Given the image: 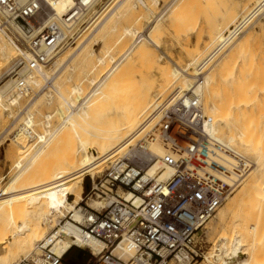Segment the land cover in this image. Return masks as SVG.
I'll use <instances>...</instances> for the list:
<instances>
[{
	"label": "bare ground",
	"instance_id": "6f19581e",
	"mask_svg": "<svg viewBox=\"0 0 264 264\" xmlns=\"http://www.w3.org/2000/svg\"><path fill=\"white\" fill-rule=\"evenodd\" d=\"M13 1H15V3L19 6H25V5L29 6L31 4L37 6L40 9V11H38L37 16H34L35 20L39 22H48L53 19L58 20L60 23L61 30L66 33L70 29H68V27L63 22L64 19L63 17L70 14L73 10L76 9L79 0H13ZM83 1L87 4L88 2H90V0H83ZM128 1L129 0H108L107 2H105V0H92L86 10H82V12H79V14L81 15L80 19H82V17L86 15V17H88V20L86 21L87 22L86 27L79 31L78 39L73 44L79 43V41L87 35L86 33L93 27V25H95L93 31L97 29L96 31H94V33L95 32L97 33L100 30L105 31L102 38H104L106 35L111 36L112 33L115 34V31H117L116 25L107 26V24L110 21V18H112V16L118 15L117 13L124 5H126ZM223 1H225L229 5V7L236 6L234 0H223ZM150 2H152L153 5H158L159 1L150 0ZM178 2L179 0H172L169 3V5L167 7H164L161 13H159L158 15L156 14L157 16L154 18V20H152L148 25L146 24V27H144L141 31L140 29L138 30L134 27L125 28L124 35H128L133 38L132 45L129 48H127L125 52H123L118 56L114 55L112 52H108L105 55L106 60L110 62V67L101 77L90 80V86L93 85L94 87L90 89L89 86L88 90H85L82 85L72 86L74 88L73 89L71 88L73 91L72 92L70 91L72 93L70 98H68V96H66L67 98L64 97L63 95L66 94L62 95L60 93V91L62 90L59 91L56 89L57 91H59L58 96H60V98L62 99L63 105L55 109L54 111L45 114L40 119L35 118L36 117L35 113H33L32 110L30 109L27 110L23 115H21V118H18L17 109L16 110L13 109V106L16 107V105L19 104L20 100L23 97L25 98V96L27 97L31 96L35 91L34 89H36V87L37 88L40 87L43 81L45 82V84H43L40 88H38V90L40 89L39 91L41 92L43 89L44 90L48 89L46 93H43V96H46V98L49 100L50 103L52 102V99L54 97L52 93L55 94L56 92L54 91L51 92L52 89L49 88L50 85H53L55 87L57 81L56 79L58 78V76L60 77V75L57 76V74L60 71L63 59H65L63 58L64 55L61 54L60 52L65 48L64 46L63 48L61 47V45H63L62 43L60 44L57 43L56 44L57 48H54V46L50 47L46 43H43L42 46L39 48H35L34 44L28 40L29 45L35 48V52L46 53L48 55V58L45 59V62L40 63L38 60L35 59V56L32 53V51H30L29 49H22V47L19 44H18L19 46H17L16 44L13 43L12 38L9 36V34L5 32V28H3V23L0 16V21H1L0 24L2 25L1 27L3 28V29L0 28V71L2 68L6 67L9 62L13 61L19 55L18 58L15 59L13 66L8 70V72L6 74H4L5 73L4 72L3 73L4 75L2 74L3 76L0 74L1 75L0 76V124L4 122L3 114L4 113L6 114V111L10 112L6 114L8 115V117L16 120L19 119L16 123L15 132L13 133V142L15 144L14 151L18 155V158L15 162V168L17 169V172L10 179L7 185H5L2 188L0 187V234L5 233L4 237H2V235L0 236L1 237L0 264H14L16 263L14 261L17 258L21 257V255L23 256L25 255V257H28V255H30L35 251V248L40 242H42L49 235L52 234L57 235V234L67 233L72 238H74L72 240L64 241L62 244H59L54 248V251L58 256L63 257L64 254H66V252L72 246V244L78 245L79 247H89L96 254L102 252V250H104V244L101 241L90 236L87 238H82L81 236L80 233L81 231L77 224L82 223L83 221V213L81 210V206H78V204H80L82 200L83 186L80 182L75 183L74 180L75 178H78L80 174L91 175L92 177H94L97 173L100 175V172H102L106 167V164L108 162V156L111 157L112 163H114L115 162L114 159L117 156L121 157L126 153H127L126 155L129 156V158H140L149 162L145 170L146 171L145 175L143 176L142 180L148 181L151 178H157V177H159L160 180H169V178H171L173 174V171L170 168L164 166L160 162V158L167 153L163 145L159 144L158 142H149L145 144L143 143V145L140 146L139 143L144 135V126L146 125V121L151 115L152 111L160 103L165 101L174 91L178 93L179 97H183L186 95L199 96L205 114H208L211 118V126H210L211 135L218 142L236 151L237 153L240 154V156L246 159L244 164L238 166L237 163L233 161V159L230 156H228V158H224L227 161L226 164L228 165V168L230 169V172L225 177L228 184H231L232 186H236L238 184L237 188H239V186L241 185H244V183H246V186L243 187L242 191L239 192L238 196L234 198L232 201H230V203L225 207V210L221 215L220 221L224 222L225 217L229 213H231L234 210V208H237L242 204L246 205V203L247 205H249L250 200L251 201L257 200V202L259 203L264 202V143H263L264 135L261 138L260 135L259 136L254 135L252 132L251 134L250 131L245 129L244 127L242 128L239 127L238 126L240 125L238 124L239 119L238 116L235 115L236 113H239L237 108L240 106H243L244 109L252 107L253 102L251 100H246L244 98H246V95L248 96V94H251L254 90L251 91L252 87H250L249 90L251 92L245 90L246 93L245 94L243 88L239 86L238 88L240 87L241 88L239 89L240 92H237V94L241 92L244 93L245 96L244 94L242 93L241 94L244 97L243 99L245 101L241 100L243 103H241V101L239 104L236 103L239 102L240 99L238 98L239 100L235 102L234 100L235 97H232V95H230L231 94L230 91L235 89L234 86L236 85L235 83L236 79H234L233 77V80L232 78L228 79L230 82H227L228 81L227 80L225 83L221 84L222 83L221 79L225 77L224 76L225 73H223L225 72L223 71L224 68L222 67L223 70L221 71L220 69H218L220 65L218 66L215 64L210 66L211 65L210 63L214 62L216 58L219 57L225 45L226 44L229 45V42H232L231 39L234 33H231L227 37L225 36L226 33L220 34L217 38L215 37V39H217L218 42L213 38L212 39L213 46L211 48V51L208 54L206 53L207 56L205 58H203L205 54L204 55L201 54L202 58H200L201 57L199 55L200 51L196 50L198 56L194 55L193 58L190 57L192 59V62H190L189 66H183L177 64L176 67L174 65L170 66V64H168L167 68L159 67L162 63V59L164 58L163 55H153L151 57H149L148 55L149 54L148 49L152 47L154 44V41L151 38L152 32L156 27H158L163 22V19H165V15H167L171 11V9L178 4ZM137 3L138 4L140 3L147 10V12L150 13V8L147 6L148 4L144 0H137ZM252 4L255 5L254 8L250 11L248 15H246L248 13L247 12L241 17V19L243 18L241 23L237 21L238 19L237 16H239L237 12L233 10L228 11V14L226 15L229 17V19L225 25L226 32H231L230 31L231 26H235L238 23H240L241 25L245 24L248 21V19H250L252 16H254L257 13H259V16L256 22L253 23L252 25L256 24L258 20L260 21L259 19L260 16L264 15V0H248L246 6L248 7L251 6ZM99 6H101L100 9H98ZM237 6L236 8L238 9ZM110 7L113 8L110 9ZM134 8H136V6ZM218 9L219 8H217V10ZM52 11H55V13H52ZM177 11H182V10H177ZM193 14L195 15L196 13ZM123 16L125 17V14ZM196 16L195 18H197ZM118 17H120V14L118 15ZM98 20L99 22L97 23ZM140 26L141 25L139 23V27ZM16 29L20 33H22L21 27ZM70 44L72 43H67L65 44V46L68 45L69 47ZM87 46L85 47V49L87 48ZM137 47H139L140 53L144 59V63L152 65L153 68L157 67L159 71L158 76L157 77L155 76L153 79L154 81L153 87L151 88L150 86L151 84L148 85L150 86L149 90L151 91L149 92V94L144 95V97L142 98L141 96L138 97V99L139 98L141 99L136 100L137 103L134 100L133 103L135 104L133 105L129 104L128 102L127 104L129 105L128 106L125 105L126 107H123L121 109L118 117L116 115H115L116 117L113 119L110 117L112 120L110 123L107 122L110 126H108L107 129L105 128L106 130H102L101 132H98L96 128L100 129L101 126L97 123L100 127L94 126L96 129L95 130L96 134L95 133L89 134L88 132L90 129H92L91 127H93V124L95 122H100L102 118H104L103 115L106 112V109H108L109 106H112L116 102L120 101V100H116V98L120 96V93H123L122 82L127 81L129 85L130 83L129 81H132L130 77L134 75V73H136L135 72L136 70L134 68L135 66L133 67L132 65L128 67L125 71H121L119 73V76H117L116 78H113L114 77L113 75L118 71V68L121 66V64L131 55L132 51L135 50V48ZM82 49H80V51L76 53L78 55L77 57L79 58L78 66H82L85 63L86 65H89L88 61L90 62L91 59L95 57V53L94 51H92V48L91 51L89 50L85 52L84 50L82 51ZM193 51H195V49ZM234 53H230V54H234ZM75 56L73 57L76 58ZM99 58L100 59L98 63L100 65L103 64L105 65L106 61L104 59H101V57ZM234 58L236 59L235 56ZM229 60L227 62L229 65L226 66H224L226 60H224L223 66L225 68L230 67V64L234 62V61L229 62ZM169 61L171 62V60ZM52 64L53 66H51ZM49 66L52 68L50 69ZM214 67L217 68L218 70L214 69ZM47 68H49V70H47ZM71 68L73 70H76L75 66H72ZM83 68L85 70V67ZM230 69H232V67H230ZM150 71L152 70L150 69ZM67 79L68 81H71L74 78H71L69 75V78ZM231 80L234 82L235 85L234 86L230 85V87L232 88L233 86L234 89L233 88L231 89L226 85L225 88L226 90H225L224 87L222 86V88L224 89L222 91L224 92L227 91L225 93V97L226 95L227 97L225 101V97L223 96L224 101L222 98V101L220 102L219 100H221L220 97L222 92V91L220 92L221 85H225L228 83L232 84ZM107 82H110L108 83V89H107L108 91L107 92L104 91L105 93L102 94V87ZM148 82L150 83V80ZM70 83H73V81H71ZM58 89H60V87ZM227 89L230 91H228ZM246 89H248V87ZM139 91L140 90H138V92ZM26 92L27 95H24ZM146 93H148V91H146ZM38 94L39 93H37L36 96ZM154 94L155 95L157 94L159 96L157 100L154 98L155 96L152 97ZM233 95L235 96V92ZM230 96L233 99L230 98ZM233 100L235 103L233 102ZM240 109L241 108H239V110ZM57 119L60 121V124H57V126L55 127L53 124ZM28 126L33 129L34 133L37 136L30 135ZM84 132H87V134L84 135ZM260 139L263 140L260 141ZM131 146L133 147L131 148ZM232 146L239 147L238 148L239 151L234 149ZM244 155L250 157L251 159H254V164ZM228 163H232L235 166H232ZM253 165L255 166V168ZM104 174L101 177H98L97 179L94 178L91 179L95 181L100 180L101 178H103ZM237 188L234 190V192L237 190ZM120 194L127 200H129L132 197L131 192H127L124 194L120 193ZM26 196L27 198L23 199ZM70 197H75L74 202L71 203ZM229 199L230 196H228L225 202H227V200ZM91 200L93 201L90 204V206L89 205L88 206L92 209L99 210L111 204L110 198L95 199V200L91 199ZM23 201L26 203H24ZM30 201H31V205H30ZM16 202L20 204L22 203L21 204L22 206H20ZM27 203L30 206H28ZM17 205H19V207L22 209L24 208V205H25L24 209L26 208L30 209L28 207L33 206L32 208L33 209L36 208L37 213H35V211L33 212L32 210V212L34 213L33 214L34 217L31 218L25 215V217L27 216L31 220L29 221V219L27 220V217L26 218L23 217L24 210L22 214L20 213L21 215L18 213L19 207ZM262 205L264 206L263 203ZM251 206H253L252 203L250 204V208ZM256 206L258 208L260 204ZM42 208L46 210L44 211L42 210ZM22 209H20V212ZM254 209H252L253 215L256 214L258 210H259L258 212H263L260 211L262 209L261 207L260 209L258 208L257 210ZM66 212L68 213V215H71V217H69V220L63 223V226L61 223V227L54 229V231L51 232L49 235L46 234L45 229L42 227L41 220H45V223L50 222L51 218L49 215L55 214L56 216L57 215L64 216ZM30 214L31 211L29 212L28 215ZM53 218L55 219V217ZM53 220L51 222H54ZM250 220H252V218ZM247 224H249V222H247ZM252 225L250 227L248 226L249 231L250 230L252 231L254 227L255 229H257L256 225L253 226V228ZM222 242L223 244L228 242V238L226 236H223ZM242 242H243L242 239H237L236 244L232 249V254L234 258L237 260H235L232 257V259L230 258V260L232 261L230 262L226 261V263L223 264H235V262L237 263L238 261L239 263L237 264H251L252 261L254 262L256 261L257 249L255 250L254 248L253 249L255 250V252L252 251L248 253V257L244 259L246 253L241 252ZM34 245L36 246L34 250L31 252L32 247ZM119 248H124V245L122 244ZM222 255H223L222 250H220V254L218 255L217 261L222 260ZM233 259L235 261H233ZM189 260H190V256L185 252L180 256V263H176V262L173 263L188 264Z\"/></svg>",
	"mask_w": 264,
	"mask_h": 264
},
{
	"label": "built area",
	"instance_id": "2783aa9c",
	"mask_svg": "<svg viewBox=\"0 0 264 264\" xmlns=\"http://www.w3.org/2000/svg\"><path fill=\"white\" fill-rule=\"evenodd\" d=\"M90 2L79 0L76 9L63 17L70 29L66 33L58 20H35L40 9L33 4L19 6L13 0H0V16L5 31L16 43L32 51L41 63L48 55L35 52V48L43 43L57 48V43L63 47L75 42L88 20L86 15L80 19L79 12L86 10ZM19 27L22 33L16 29ZM210 126L211 120L199 96L179 97L176 91L172 92L152 111L139 143L140 146L149 142L163 145L167 153L160 162L173 171L171 178L144 181L149 162L129 158L127 153L117 156L103 178L88 184L90 199L110 198L111 204L99 210L88 204L81 205L83 221L77 224L82 238L90 236L101 241L104 250L96 254L89 247L72 244L61 257L54 248L74 238L67 233L52 234L17 264H64L73 249L89 252L91 258L87 264H172L180 263V256L185 252L190 256L188 264L217 261L220 252L216 247L212 257L208 255L211 252L203 250V234L238 187L225 179L230 169L224 158L230 156L238 166L246 159L218 142L211 135ZM28 130L30 135L37 136L31 127ZM127 192L132 193L129 200L120 194ZM65 220L61 219L54 229L61 227ZM122 244L124 248H119Z\"/></svg>",
	"mask_w": 264,
	"mask_h": 264
},
{
	"label": "rangeland",
	"instance_id": "374dc122",
	"mask_svg": "<svg viewBox=\"0 0 264 264\" xmlns=\"http://www.w3.org/2000/svg\"><path fill=\"white\" fill-rule=\"evenodd\" d=\"M107 1L108 0H105V2H107ZM144 1L148 4L147 6L150 8V13L147 12V10L140 3L138 4L137 0H129L126 3V5H124L121 8L122 10L120 9V11L117 13L118 15L120 14V17H118V15H114V16H112V18H110V21L108 22L107 26L116 25L117 31H115V34L112 33L111 36L106 35L104 38H102L105 31L100 30L102 33L100 31H99L100 33L99 32L94 33V31H96L97 29H95L93 31V29L95 27V25H93V27L89 30L90 32L88 31L86 33L87 35L85 34L86 36L83 37L79 41V43L73 44L74 43L73 42L72 44H70L69 47H68L69 44L67 46H64L65 49H63L60 53L64 55L63 58H65V59H63L62 66L60 68L59 73L57 74V76L60 75V77L58 76V78L56 79L58 82L56 81L55 87L53 85H50V88H49V89H52L51 92L52 91L56 92L55 94L52 93L54 95L52 102L50 103L49 100L46 98V96H43V93H46V91H48V89L47 90L43 89L41 92L39 91L40 89L38 90V88H40L43 84H45V82L43 81L42 85L40 87H38V88L36 87V89H34L35 91L33 92V94L31 96H28V97L25 96V98L23 97L20 100L19 104L16 105V107L13 106V109H15V110L17 109L18 118H21V115H23L27 110L30 109V110H32L33 113H35V115H36L35 118L40 119L45 114L52 112L55 109L59 108L60 106L63 105L62 99L60 98V96H58L60 90H62V91H60V93L62 95L66 94L63 96L64 97L68 96V98L71 97V94H72L71 92L73 91L72 89L74 88L72 86L82 85L85 90H88V88L90 86V80L101 77L110 67V62L108 60H106L105 55L108 52H112L114 55L118 56V55L122 54L123 52H125L126 49L132 45L133 38L131 36L124 35L125 34L124 29L127 27L128 28L134 27L138 30L140 29V31H141L144 27H146V24L148 25L152 20H154V18L159 13H161L163 11L164 7H167L172 0H158L159 1L158 5H153L152 2H150V0H144ZM234 1L236 3V6L238 5L237 6L238 9L236 8V6L229 7V5L223 0H212V1L211 0H179L178 4L176 6H174V8H172L171 11L167 15H165V19H163V22L158 27H156L154 29V31L152 32L151 38L153 39L154 44L152 47L149 48L150 50L148 49V51H149L148 55H149V57H151L153 55H163V57L165 59L164 58L162 59V63L159 67L167 68L168 64H170V66L174 65L176 67H177V64L183 65V66H189L190 62H192L191 58H193L194 55L198 56V54L196 53V50L200 51V53H199L200 56H201V54L202 55L205 54L203 57V58H205L207 56V54L211 51V48L213 46V44H212L213 38L214 39H215V37L217 38L222 33L223 34L226 33V35H225L226 37L229 36L231 33H234L232 36V39H231L232 42H229V45L228 44L225 45V47L221 51L219 57L216 58L217 61L215 60L214 62L210 63L211 64L210 66L215 65V64L218 66L220 65L219 66L220 68L218 66L217 67L221 71L223 70L222 67L224 68L223 71H225V72H223V73H225L227 75V78H226V75L224 74L225 77H223L221 79V82H222L221 84L225 83L230 78H232V80H233V77H234V79H236L235 83L237 86L231 80L232 84L228 83L225 85H221L220 92L226 88V85H227V87H230V85H233V86L235 85L236 86V87L234 86L235 89L233 88V86H232V88L236 91L231 90L232 89L231 87H230L231 89L229 88L231 91L228 89L227 90L231 92L230 95H232V97H235L234 98L235 102L240 99L239 102H236V103L239 104L240 101L241 100L243 101L244 99L251 100L253 102L252 107H249V108L245 107L246 109H244L243 106L238 107L237 109H238L239 113H236L235 115L238 116V119H239L238 124H240V125H238L239 127H241V128L244 127L245 129L249 130L250 133L252 132L254 135H257V136L260 135V137L262 138L264 135V15L260 16V18H259L260 21L258 20V22L254 25H252V24L256 22V20L259 16V13L255 14L250 19H248V21L245 24L241 25L240 23L243 20V18L241 19V17L244 14H246L247 12L248 13L246 15H248L250 13V11L254 8L255 5L252 4L251 6L247 7L246 5H247L248 0H234ZM220 3H222V4H220ZM225 3H226V5H225ZM212 5H214V6H212ZM132 6H133V8H132ZM135 6H136V8H134ZM223 6H225V7H223ZM100 7L101 6H99L98 9H100ZM113 7H110V9H112ZM127 7L128 8L130 7V8L128 9ZM244 7L246 10L244 9ZM178 8H180V9H178ZM217 8H219V9L217 10ZM242 8H243V10H242ZM132 10H133V12H132ZM177 10H182V11H177ZM229 10H233V11L238 13L239 16H237V18H238L237 21H239L240 23H238L235 26H231V28H230L231 32H226V30H225L226 26L225 25L229 19V17L226 14H228ZM192 12L196 13V14L194 15ZM143 13H145V14H143ZM124 14H125V17L123 16ZM141 14H143L144 17ZM148 15H150V16H148ZM195 16L197 18H195ZM140 18H141V20H140ZM145 19H147V20H145ZM136 20H138V21H136ZM190 20H192V21H190ZM98 22H99V20L97 21V23ZM138 22L141 25L140 27H139ZM213 22H215V23H213ZM0 23H1V21H0ZM211 24H214V25H211ZM1 26L2 25L0 24V28L3 29ZM85 27H86V25L82 29H84ZM180 29H181V31H180ZM158 31L161 33V35ZM104 39H106V40H104ZM197 39H198V41H197ZM215 40H217V39H215ZM12 41L17 46L20 45V44L18 45V43H16L13 40V38H12ZM217 42H218V40H217ZM233 43H234V45H233ZM240 43H242V44H240ZM214 45H215V43H214ZM86 46H87V48L85 49ZM82 47H83V49H82ZM89 47H91L92 51H94L95 57H93L90 62L88 61L89 65H86V63H85L82 66H78V59L79 58L77 57L78 55L76 53H78V51H80V49H82V51L84 50V52L89 51V50L91 51V48H89ZM233 47H234V49H233ZM239 47L241 50L239 49ZM88 48H89V50H88ZM22 49H25V48L22 47ZM194 49H195V51H193ZM67 53H69V54H67ZM230 53H234V54H230ZM65 54H67V55H65ZM229 54L233 55V56H230ZM60 55H59V57H60ZM18 56L16 58H18ZM73 56H75L76 58H74ZM234 56L236 57V59L234 58ZM99 57H101V59H104L106 61L105 65L103 64L104 66L100 65L98 63L99 59H100ZM200 58H202V56ZM15 59L13 61L9 62L6 67L1 69V71H0L1 75L4 72H5L4 74H6L8 72V70L13 66ZM75 59H77V60H75ZM169 60H171V62ZM224 60H226V63H224ZM228 60H229V62L234 61L233 63L230 64V67H232V69H230V67H227L230 70L224 67L226 65H229L227 63ZM73 62H75V63H73ZM168 62H170V63H168ZM223 63L225 64L224 66H223ZM131 65L133 67L135 66L134 68L136 70L135 71L136 73H134V75H132L130 77V79L132 81H129L130 82L129 85H128L127 81L122 82L123 93H120V96H118L116 98V100H120V101L116 102L112 106H109V108L106 109V112L103 115L104 118H102V120L100 122H95L96 124L95 123L93 124V127L94 126H98V127L101 126L100 129L96 128L98 130V132H101L102 130H106L108 128V126H110L108 123H110L111 120L113 118H115L116 116L118 117L121 109L123 107H126L125 105H127V106L129 104L133 105V104H135V103H133L134 100L137 103L136 100H139L142 97H144V95L149 94V92L151 91V90H149L150 86L152 88L154 85L153 79L155 76L156 77L158 76L159 71H158L157 67L153 68L152 65L144 63V59L140 53L139 47L135 48V50L132 51L131 55L118 68L119 72L117 71L116 72L117 74L114 73V75H113L114 77L113 76L112 77L116 78L117 76H119V73L121 71H125ZM51 66H53V64ZM72 66H75L76 70H73L71 68ZM77 66H78V68H77ZM83 67H85V70ZM49 68L51 69L52 67L49 66ZM49 68H47V70H49ZM121 68H123V69H121ZM150 69L152 71H150ZM214 69H217V68L214 67ZM68 74L70 75L71 78H74L71 80V81H73V83H70L71 81H68V79H67V78H69ZM112 77H111V80H112ZM151 79H152V82H151ZM111 80H109V81H111ZM149 80H150V83L148 82ZM146 81H147V83H146ZM227 82H230V81L228 80ZM57 83H59V84H57ZM108 83H110V82H107L102 87V94L108 91L107 90L108 89ZM148 85H150V86H148ZM135 86H136V88H135ZM222 86L224 87V89L222 88ZM239 86H241L243 88L244 93H245V90L246 91L248 90L249 92H251L252 90H254V91L251 94H248V96L246 95V98H244L242 96V94H244V93L241 92L242 94L241 93H239L240 95L237 94V92H240L239 89L241 87L238 88ZM59 87H60V89H58ZM93 87H94L93 85L90 86V89ZM247 87H248V89H246ZM250 87H252L251 91L249 90ZM237 88L239 91L237 90ZM56 89L59 91H57ZM138 90H140V91L138 92ZM146 91H148V93H146ZM125 92H126V94H125ZM226 92L227 91L221 92V97H220L221 100H219L220 102L222 101L223 96L225 97ZM234 92H235V96L233 95ZM37 93H39V94L36 96ZM245 94H244V96H245ZM128 96H130V97H128ZM140 96H141V98L138 99V97H140ZM98 97H97V99H98ZM152 97H154L157 100L159 96L157 94L156 95L154 94ZM226 97H227V95H226ZM226 97H225V101H226ZM232 97L230 96V98H232ZM123 98H124V100H123ZM234 100H233V102H234ZM259 100H260V102H259ZM223 101H224V98H223ZM242 101H241V103H243ZM128 102H129V104H127ZM130 102H132V103H130ZM239 108H241V109L239 110ZM241 110L242 111L245 110V111L242 112ZM8 113H10V112L6 111V114H8ZM242 113H244V114H242ZM6 114L5 113L3 114V121L4 122L2 124H0V187L1 188L4 187L5 185H7L8 182L10 181V179L16 174L17 169L15 168V162L18 158V155L14 151L15 150L14 149L15 144L13 142V133L15 132L16 123L19 119L18 120L12 119V118L8 117V115H6ZM206 115L211 120L210 116L208 114H206ZM242 118H243V120H242ZM57 124H60V121L58 119L55 120V123L53 125L56 127ZM101 124L103 125L104 128L102 127ZM93 127H91V128L93 129ZM92 129H90L88 133L89 134H94V133L96 134L95 127L93 130ZM85 134H87V132H84V135ZM262 140L260 139V141H262ZM31 146H29V147H31ZM232 147L234 149H236L237 151H239V149H238L239 147H237V146H232ZM244 156H246V155H244ZM246 157L249 160H251L254 164V159H251L248 156H246ZM112 164L113 163H112L111 157L108 156V162L106 164V167L104 168V170L102 172H100V175L97 173L94 177H92L91 175L80 174V176L78 178H75L74 182L75 183L80 182L83 186V193H82V200H81V202L83 201V203L80 202V204L82 206L85 207V206H87L86 204H88L90 206V204L93 201L89 198V195H88L89 188L86 187V185H88V182H90L92 180L91 178L97 179L98 177H101L112 166ZM254 168H255V166H254ZM245 186H246V183H244V185H241V186H239V188H237V190L230 196V199L224 203V205L221 207V209L219 210L217 215L208 224L207 229L205 230V232L203 234V238L205 241V244L203 245V250L205 252H211L208 254L210 257H212L214 255L213 254L214 253L213 252L214 247H216L219 250V252H220V250H222V253H223L222 260L212 262L211 264H223V263H226V261L227 262L232 261V260H230V258L231 259H232V257L234 258L233 254H232V249L235 246L237 239H242V241H243L241 244L242 245V247H241L242 251L241 252L246 253V256L244 257V259H246L248 257V253H250L252 251L255 252V250L257 249L256 261L255 262L252 261L251 264H264V206L262 205V203L264 204V202L259 203V202H257V200L255 201L252 199L253 201H251V200L249 201L250 204L252 203V205H253V206H251V208H250L249 203H248L249 205H247V203H246V205L240 204L241 206L234 208V210L225 217L224 222L220 221L221 215H222L223 211L225 210V207L230 203V201H232L234 198H236L238 196L239 192H241L243 187H245ZM28 196H29V194H28ZM26 198H27V196L24 197L23 199H26ZM74 200H75V197H70L71 203L74 202ZM94 200H95V198H94ZM26 201H28V200H26ZM24 203H26V202H24ZM254 203H255V205H254ZM17 204L22 206L21 205L22 203L21 204L17 203ZM27 204H26V206H27ZM80 204H78V206H81ZM259 204H260V206L258 208L260 209V207H261L262 209L260 211H263V212H258L259 211L258 210L257 211L258 214L255 211L256 214L253 215L252 209L256 208L254 210H257L258 208L256 205H259ZM19 205H17V206L19 207ZM30 205H31V201H30ZM30 205L28 204V206H30ZM32 207H28V208L31 209ZM24 208H25V205H24ZM24 208L22 209L19 207V211H18L19 214L20 213L22 214V212L24 210V212H23L24 218H26L27 216L29 218L34 217L33 216L34 211H35V213H37V210L35 207H34L35 209L32 208L31 210L27 209V208L24 209ZM20 209H22L21 212H20ZM32 210H33V212H32ZM38 210H39V208H38ZM42 210H44V208H42ZM30 211H31V214L28 215ZM25 215H27V216L25 217ZM54 215H49L51 218L50 222L45 223V220H41L42 227L45 229L46 234H48V235L54 231L53 229L55 228V226H57L59 224L61 219H66L65 220V222H66L69 220V217H71V215H68L67 212L65 213L64 216H61V215H57V216L55 215L54 216ZM28 217H27V220L29 219ZM53 217H55V219ZM251 218H252V220H250ZM32 220H34V219H32ZM52 220L54 222H51ZM29 221H31V220L29 219ZM247 222H249V224H247ZM52 223H54L55 225ZM252 224H255L257 226V229H255V227H254L256 232L254 229H252V231L254 230L253 232L251 230L249 231L248 228ZM255 225H252V228ZM62 226H63V223H62ZM1 235H2V237H4L5 233H1L0 236ZM223 236H226L228 238V242H226L224 244L222 242ZM36 245H37V243H36ZM36 245H34L32 247L31 252L34 250ZM251 249H253V250H251ZM23 258H26L25 255L24 256L21 255V257L17 258L14 262L17 263L20 260H22ZM90 258H91V255L89 254L88 251L83 252L79 249L78 250L73 249L67 255V258L65 259L64 264H87V261ZM234 259H233V261L237 260V259H235V260ZM16 263H14V264H16ZM237 263H239V261ZM237 263L235 262V264H237ZM172 264H176V263H172ZM197 264H209V263H206V262L202 263V261L200 260Z\"/></svg>",
	"mask_w": 264,
	"mask_h": 264
},
{
	"label": "crops",
	"instance_id": "0c3cea01",
	"mask_svg": "<svg viewBox=\"0 0 264 264\" xmlns=\"http://www.w3.org/2000/svg\"><path fill=\"white\" fill-rule=\"evenodd\" d=\"M88 184H89V182H88ZM78 250V249H77ZM67 258V256L65 257V259ZM65 259H64V261H65Z\"/></svg>",
	"mask_w": 264,
	"mask_h": 264
},
{
	"label": "trees",
	"instance_id": "16d2710c",
	"mask_svg": "<svg viewBox=\"0 0 264 264\" xmlns=\"http://www.w3.org/2000/svg\"><path fill=\"white\" fill-rule=\"evenodd\" d=\"M86 187H88V188H89V185H86Z\"/></svg>",
	"mask_w": 264,
	"mask_h": 264
}]
</instances>
